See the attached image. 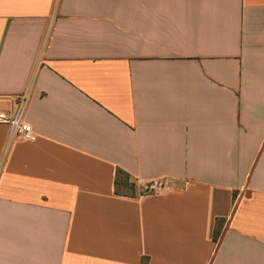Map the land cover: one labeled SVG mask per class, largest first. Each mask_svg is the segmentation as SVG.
<instances>
[{
	"label": "crops",
	"instance_id": "obj_1",
	"mask_svg": "<svg viewBox=\"0 0 264 264\" xmlns=\"http://www.w3.org/2000/svg\"><path fill=\"white\" fill-rule=\"evenodd\" d=\"M22 96L0 264H264V0H0Z\"/></svg>",
	"mask_w": 264,
	"mask_h": 264
},
{
	"label": "built area",
	"instance_id": "obj_2",
	"mask_svg": "<svg viewBox=\"0 0 264 264\" xmlns=\"http://www.w3.org/2000/svg\"><path fill=\"white\" fill-rule=\"evenodd\" d=\"M25 104L26 98L22 96L16 99L13 110L5 111L0 108V124L9 127V133L12 139L34 143L37 141L38 135L34 128L24 121ZM165 186L166 183L161 181L150 183L144 188V193H155L165 188Z\"/></svg>",
	"mask_w": 264,
	"mask_h": 264
},
{
	"label": "trees",
	"instance_id": "obj_3",
	"mask_svg": "<svg viewBox=\"0 0 264 264\" xmlns=\"http://www.w3.org/2000/svg\"><path fill=\"white\" fill-rule=\"evenodd\" d=\"M116 184L120 185L121 187H123L125 189H128L130 191H133L134 188H135L134 184H132L129 181V177L127 175L123 174V173H120V172H118V176H117V179H116ZM220 233H221V230L217 226L216 229H215V233H214V239H215L216 242L219 241Z\"/></svg>",
	"mask_w": 264,
	"mask_h": 264
},
{
	"label": "rangeland",
	"instance_id": "obj_4",
	"mask_svg": "<svg viewBox=\"0 0 264 264\" xmlns=\"http://www.w3.org/2000/svg\"><path fill=\"white\" fill-rule=\"evenodd\" d=\"M119 191H120V192H129L128 189H124L123 187H121Z\"/></svg>",
	"mask_w": 264,
	"mask_h": 264
}]
</instances>
